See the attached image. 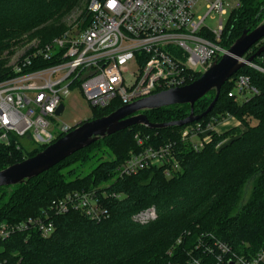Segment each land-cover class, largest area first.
I'll return each instance as SVG.
<instances>
[{
  "label": "trees",
  "instance_id": "1",
  "mask_svg": "<svg viewBox=\"0 0 264 264\" xmlns=\"http://www.w3.org/2000/svg\"><path fill=\"white\" fill-rule=\"evenodd\" d=\"M78 1L0 0V79L10 72L2 57L4 50L33 30L41 43L59 35L65 29L61 16ZM229 16L230 25L222 39L226 48L243 29H253L264 21V0H239ZM262 44L264 37L244 57ZM263 56L264 51L253 62L260 63ZM38 63L43 66L50 62L40 59ZM239 74L248 75L257 89L241 102L228 96ZM214 94L211 90L196 100L193 113H202ZM120 106L115 100L107 107L92 108V118ZM189 110L188 104H173L143 112L150 122L161 123L182 120ZM226 114L234 116L242 128L211 132L199 150L181 138L185 126ZM136 133L148 136L145 144L172 143L178 167L169 174L165 165H153L135 174L120 175L117 167L131 151L141 148ZM226 139L227 143L218 146ZM39 150L24 152L14 139L8 145L0 143V170ZM92 159L96 164L85 175L71 168L83 167ZM250 181L249 197L240 203L244 186ZM82 189L95 191L107 210L105 217L92 219L71 210L54 216L55 229L47 237L32 227L15 231L0 240V264H168L183 261L188 255L203 264H213L215 253L205 255L204 250L195 248L211 238L227 244L236 254L252 257L264 245V74L245 65L223 84L210 111L196 121L162 128L133 125L91 143L23 183L0 186V223L23 221L52 199ZM149 208L154 209L155 217L134 219Z\"/></svg>",
  "mask_w": 264,
  "mask_h": 264
},
{
  "label": "built area",
  "instance_id": "2",
  "mask_svg": "<svg viewBox=\"0 0 264 264\" xmlns=\"http://www.w3.org/2000/svg\"><path fill=\"white\" fill-rule=\"evenodd\" d=\"M238 6L239 0H86L83 9L65 17L59 35L13 48L7 63L10 72L0 79V143L8 145L14 139L19 148V139H24L34 144L32 149H43L68 132L75 124L53 121L62 115L64 109L60 114L56 110L71 90L78 89L91 108L101 109L115 100L122 106L192 82L226 51L223 33L230 12ZM40 59L50 63L42 66ZM247 65L264 74V56L260 63ZM233 82L228 96L239 102L257 93L248 75L239 74ZM240 125L229 114L211 117L185 126L181 138L199 150L211 132ZM135 139L141 148L117 167L120 175L153 165H165L169 174L178 167L172 143L145 144L148 136L139 133ZM71 210L92 219L107 215L94 190H73L52 199L35 216L18 223L1 222L0 240L31 227L47 237L55 229L54 216ZM153 217L155 211L149 208L134 219ZM211 239L195 248L205 255L215 253L213 264L264 263V245L247 258ZM180 242L178 238L176 243ZM168 264L203 262L188 255Z\"/></svg>",
  "mask_w": 264,
  "mask_h": 264
},
{
  "label": "water",
  "instance_id": "3",
  "mask_svg": "<svg viewBox=\"0 0 264 264\" xmlns=\"http://www.w3.org/2000/svg\"><path fill=\"white\" fill-rule=\"evenodd\" d=\"M263 37L264 21L253 29H243L226 51L192 82L122 105L100 117L79 121L72 129L34 155L1 169L0 186L23 183L47 171L74 152L127 127L141 124L149 128H162L184 125L200 119L210 111L223 84L264 51L262 44L250 56L244 57L246 51ZM211 90L215 91L212 101L202 113L195 115L193 104ZM173 104H188V115L179 121L154 123L150 122L143 112ZM63 109L64 105L61 103L56 114H60ZM227 264L233 262L228 261Z\"/></svg>",
  "mask_w": 264,
  "mask_h": 264
},
{
  "label": "rangeland",
  "instance_id": "4",
  "mask_svg": "<svg viewBox=\"0 0 264 264\" xmlns=\"http://www.w3.org/2000/svg\"><path fill=\"white\" fill-rule=\"evenodd\" d=\"M85 3H86V0H79L78 4L73 9H71L69 12H67L66 14L61 16L60 22H62L64 25L65 17L67 15H69L75 9H83L85 7ZM229 17L231 19V15ZM230 19L228 20L229 22L227 21L226 27H228L230 25ZM34 39L41 40L40 36H38V34L35 32V30H33V33L31 35L27 33L26 37H24L22 40H19L16 44L12 45L9 49L4 50L2 53V57L6 60V65H7L8 61L10 60L9 57L14 53L13 51L15 49H13V48L15 46H17V48H23L26 44L31 43ZM61 102L64 105V111H63L62 115H60L57 119H54L53 123L60 124L61 122H65L69 125H74V124L78 123L79 121L88 120V119H91L93 117V109L87 104V102L84 100V98L82 97V95L78 89L71 90L68 95L62 96ZM181 105H184V104H181ZM239 127L242 128L241 125ZM219 130H221V129H219ZM227 141H228V139L224 140L218 146L223 145L224 143H227ZM19 144H20V149L24 150V152H26V151L28 152L29 150H31L34 147L33 143H31L27 140H24V139H19ZM204 145L205 144H203L202 147H204ZM97 148H98V146H96L94 148V151ZM96 152H97V150H96ZM130 153L134 154V152H132V151ZM95 164H96L95 159H92L85 166L83 165V167L73 165L71 168H74L76 173H79V171H80L81 176H82V175L89 173L91 171V169L93 168V166H95ZM251 186H252L251 181L248 182L244 186V193L242 194V199H241L240 203H242L248 199L249 193L251 190Z\"/></svg>",
  "mask_w": 264,
  "mask_h": 264
},
{
  "label": "crops",
  "instance_id": "5",
  "mask_svg": "<svg viewBox=\"0 0 264 264\" xmlns=\"http://www.w3.org/2000/svg\"><path fill=\"white\" fill-rule=\"evenodd\" d=\"M224 130H226V129H224ZM221 132H223V131H221Z\"/></svg>",
  "mask_w": 264,
  "mask_h": 264
},
{
  "label": "snow or ice",
  "instance_id": "6",
  "mask_svg": "<svg viewBox=\"0 0 264 264\" xmlns=\"http://www.w3.org/2000/svg\"><path fill=\"white\" fill-rule=\"evenodd\" d=\"M111 6V5H110Z\"/></svg>",
  "mask_w": 264,
  "mask_h": 264
}]
</instances>
